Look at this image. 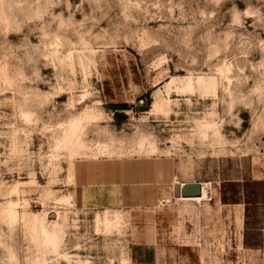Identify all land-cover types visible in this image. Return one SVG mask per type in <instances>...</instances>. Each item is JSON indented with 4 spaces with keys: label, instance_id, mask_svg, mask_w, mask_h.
Here are the masks:
<instances>
[{
    "label": "rangeland",
    "instance_id": "obj_1",
    "mask_svg": "<svg viewBox=\"0 0 264 264\" xmlns=\"http://www.w3.org/2000/svg\"><path fill=\"white\" fill-rule=\"evenodd\" d=\"M135 246L264 264V0H0V264Z\"/></svg>",
    "mask_w": 264,
    "mask_h": 264
},
{
    "label": "water",
    "instance_id": "obj_2",
    "mask_svg": "<svg viewBox=\"0 0 264 264\" xmlns=\"http://www.w3.org/2000/svg\"><path fill=\"white\" fill-rule=\"evenodd\" d=\"M175 198L193 199L203 196L202 183L176 184L174 187Z\"/></svg>",
    "mask_w": 264,
    "mask_h": 264
},
{
    "label": "crops",
    "instance_id": "obj_3",
    "mask_svg": "<svg viewBox=\"0 0 264 264\" xmlns=\"http://www.w3.org/2000/svg\"><path fill=\"white\" fill-rule=\"evenodd\" d=\"M204 184L202 183V185ZM155 256L156 249L153 246H135L132 248V264H154Z\"/></svg>",
    "mask_w": 264,
    "mask_h": 264
},
{
    "label": "bare ground",
    "instance_id": "obj_4",
    "mask_svg": "<svg viewBox=\"0 0 264 264\" xmlns=\"http://www.w3.org/2000/svg\"><path fill=\"white\" fill-rule=\"evenodd\" d=\"M176 184H181V183H176ZM208 184L209 183H205L203 185V196L201 198H193V199L177 198L176 200L197 201V202L208 201L210 200V197H211L209 189H208Z\"/></svg>",
    "mask_w": 264,
    "mask_h": 264
}]
</instances>
